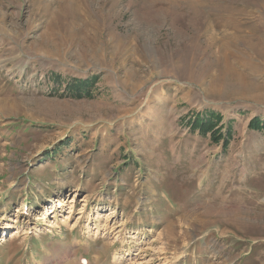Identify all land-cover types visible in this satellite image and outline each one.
<instances>
[{
	"label": "rangeland",
	"instance_id": "1",
	"mask_svg": "<svg viewBox=\"0 0 264 264\" xmlns=\"http://www.w3.org/2000/svg\"><path fill=\"white\" fill-rule=\"evenodd\" d=\"M254 117L264 0H0V264H264Z\"/></svg>",
	"mask_w": 264,
	"mask_h": 264
},
{
	"label": "trees",
	"instance_id": "2",
	"mask_svg": "<svg viewBox=\"0 0 264 264\" xmlns=\"http://www.w3.org/2000/svg\"><path fill=\"white\" fill-rule=\"evenodd\" d=\"M86 82L87 81H85V80H74L73 83H68L70 85L69 91H71L75 94H80L82 92V90H80V88L82 87L83 89H85L86 87L84 85L86 84ZM196 122L199 123L198 121H196ZM250 127H251V129H257V130L264 129V122H262L257 117H254L250 121Z\"/></svg>",
	"mask_w": 264,
	"mask_h": 264
},
{
	"label": "bare ground",
	"instance_id": "3",
	"mask_svg": "<svg viewBox=\"0 0 264 264\" xmlns=\"http://www.w3.org/2000/svg\"><path fill=\"white\" fill-rule=\"evenodd\" d=\"M250 43H253V42H250ZM226 68H228V64H226ZM52 201H54V203H55V206H60V205H62V203L65 201V198H61V197H58L57 199L56 198H53L52 199ZM45 208V207H44ZM46 209V208H45ZM49 209L47 208V211H48ZM49 212H52V211H50L49 210ZM84 213H85V211L84 212H82V217H83V215H84ZM114 214H115V210L114 209H110V211H108V213H107V215L105 216V217H107V216H114ZM65 219H66V217H64ZM81 218V217H80ZM76 222H77V220H76ZM7 224L5 223L4 225H0V229L2 228V229H6L7 228ZM73 226V225H72ZM9 228V227H8ZM17 230L16 229H14V230H11V236H13V235H15V234H17ZM111 232V231H110ZM118 232V231H117ZM117 236H118V234H117ZM3 240V238H2V236H1V238H0V241H2ZM83 263H85L84 261H83Z\"/></svg>",
	"mask_w": 264,
	"mask_h": 264
}]
</instances>
